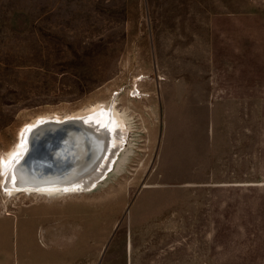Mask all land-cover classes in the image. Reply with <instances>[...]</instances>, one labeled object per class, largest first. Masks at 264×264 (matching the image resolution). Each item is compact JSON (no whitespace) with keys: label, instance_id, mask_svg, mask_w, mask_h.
<instances>
[{"label":"rangeland","instance_id":"374dc122","mask_svg":"<svg viewBox=\"0 0 264 264\" xmlns=\"http://www.w3.org/2000/svg\"><path fill=\"white\" fill-rule=\"evenodd\" d=\"M112 100L91 189L0 181V264H264V0H0V157Z\"/></svg>","mask_w":264,"mask_h":264},{"label":"bare ground","instance_id":"6f19581e","mask_svg":"<svg viewBox=\"0 0 264 264\" xmlns=\"http://www.w3.org/2000/svg\"><path fill=\"white\" fill-rule=\"evenodd\" d=\"M53 117L44 116L41 119L61 121L72 118L81 120L88 132V148L81 154L74 168L63 178L37 180L26 171L21 162L27 146V130L35 126L41 119L29 121L21 126L16 144L0 157V161H3L0 166L2 172L0 181L7 194L23 191L51 197L61 193L91 189L97 180L106 174V170L110 168L124 143L127 128L114 100L111 101L108 108L103 103H95L62 116Z\"/></svg>","mask_w":264,"mask_h":264},{"label":"water","instance_id":"95a60500","mask_svg":"<svg viewBox=\"0 0 264 264\" xmlns=\"http://www.w3.org/2000/svg\"><path fill=\"white\" fill-rule=\"evenodd\" d=\"M21 162L41 181L63 178L88 148L87 129L79 119L39 120L28 128Z\"/></svg>","mask_w":264,"mask_h":264},{"label":"snow or ice","instance_id":"6c2138e0","mask_svg":"<svg viewBox=\"0 0 264 264\" xmlns=\"http://www.w3.org/2000/svg\"><path fill=\"white\" fill-rule=\"evenodd\" d=\"M2 164H3V161H0V166H2Z\"/></svg>","mask_w":264,"mask_h":264}]
</instances>
